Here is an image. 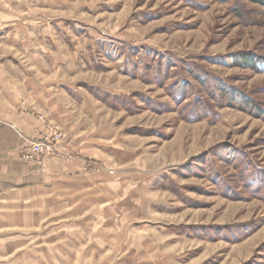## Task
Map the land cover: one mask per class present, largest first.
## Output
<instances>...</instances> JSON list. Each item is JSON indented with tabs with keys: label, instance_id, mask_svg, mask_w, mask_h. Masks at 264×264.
<instances>
[{
	"label": "rangeland",
	"instance_id": "obj_1",
	"mask_svg": "<svg viewBox=\"0 0 264 264\" xmlns=\"http://www.w3.org/2000/svg\"><path fill=\"white\" fill-rule=\"evenodd\" d=\"M6 2L0 25L21 27L32 49L0 58L22 60L45 91L44 108L26 104L45 134L16 130V158L45 169L70 135L89 138L90 153L66 160L107 172L111 186L133 190L125 198L147 203L149 228L134 230L172 264H264V6ZM53 133L54 156L37 155L30 143Z\"/></svg>",
	"mask_w": 264,
	"mask_h": 264
},
{
	"label": "crops",
	"instance_id": "obj_2",
	"mask_svg": "<svg viewBox=\"0 0 264 264\" xmlns=\"http://www.w3.org/2000/svg\"><path fill=\"white\" fill-rule=\"evenodd\" d=\"M2 10L0 16L6 14ZM21 31L1 24L0 51L27 58L31 46ZM30 56L38 65L36 55ZM23 64L11 55L0 58V264H172L166 249L141 237L146 230H134L149 228L147 203L125 198L133 190L111 186L118 181L107 172L84 171L82 159L66 160L70 150L90 153L89 138L70 135L71 141L61 144V157L48 160L45 169L16 158L21 141L16 130L45 134L26 105L33 100L44 108L45 91L24 73Z\"/></svg>",
	"mask_w": 264,
	"mask_h": 264
},
{
	"label": "built area",
	"instance_id": "obj_3",
	"mask_svg": "<svg viewBox=\"0 0 264 264\" xmlns=\"http://www.w3.org/2000/svg\"><path fill=\"white\" fill-rule=\"evenodd\" d=\"M58 139L59 138L56 136V134H54V137L50 139L49 143L38 142V143H30V144L32 145V148L37 153V155L39 154V156H50V155L54 156L53 155L54 148L52 142H55V140L58 141Z\"/></svg>",
	"mask_w": 264,
	"mask_h": 264
},
{
	"label": "trees",
	"instance_id": "obj_4",
	"mask_svg": "<svg viewBox=\"0 0 264 264\" xmlns=\"http://www.w3.org/2000/svg\"><path fill=\"white\" fill-rule=\"evenodd\" d=\"M251 1L254 3H259V4L264 6V0H251ZM251 59H253V58H251Z\"/></svg>",
	"mask_w": 264,
	"mask_h": 264
}]
</instances>
